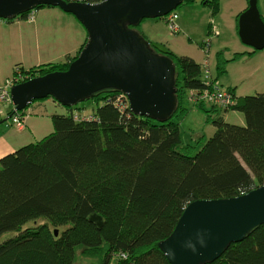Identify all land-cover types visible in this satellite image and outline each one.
<instances>
[{"label":"trees","instance_id":"trees-1","mask_svg":"<svg viewBox=\"0 0 264 264\" xmlns=\"http://www.w3.org/2000/svg\"><path fill=\"white\" fill-rule=\"evenodd\" d=\"M201 1L216 13L219 0ZM43 7L52 6L0 20H27ZM87 40L74 55L18 68L29 78L66 70ZM152 44L178 69V104L170 119L140 116L129 106L123 111L115 103L118 91H101L89 98L96 105L92 114L77 104L64 106L67 113L51 116L50 134L0 157V264H73L77 246L100 256L98 264H170L159 242L171 235L189 203L235 197L264 185V92L238 96L230 87L236 98L230 107L195 104L191 92H204L211 81L202 65ZM186 100L215 127L200 148L204 137L182 141ZM35 102L19 114L26 115ZM230 110L242 113L244 124L226 120ZM95 213L101 227L90 220ZM38 219L45 222L26 225ZM9 231L13 234L3 238ZM206 264H264V224Z\"/></svg>","mask_w":264,"mask_h":264},{"label":"water","instance_id":"water-1","mask_svg":"<svg viewBox=\"0 0 264 264\" xmlns=\"http://www.w3.org/2000/svg\"><path fill=\"white\" fill-rule=\"evenodd\" d=\"M185 0H0V18L18 16L39 5L73 14L89 40L65 71H55L12 86L18 111L49 95L63 106L78 104L106 90L127 95L130 110L158 121L177 109L176 69L137 30L143 19L161 18ZM258 0L239 15L238 35L255 50L264 48V19ZM90 220L102 226V217ZM264 224V185L230 198L189 203L171 235L159 242L170 264H206ZM58 235V230L55 231Z\"/></svg>","mask_w":264,"mask_h":264},{"label":"rangeland","instance_id":"rangeland-1","mask_svg":"<svg viewBox=\"0 0 264 264\" xmlns=\"http://www.w3.org/2000/svg\"><path fill=\"white\" fill-rule=\"evenodd\" d=\"M246 4H249V0H219L218 9L213 14L211 6L202 4L201 0L184 1V3L165 16L143 19L138 26L130 28L137 30L143 35L150 42L154 51L157 49L152 43L158 44L160 48H167L178 56L187 55L202 62L203 74H207V78L211 81H209V85L207 84L209 88H206L204 92L196 91V95L193 94L191 96L195 104H207L208 100L219 99V94L213 93V85L220 87L226 94L231 93L229 86H236L235 90L238 96L253 95L264 92V48L255 50L245 45L239 38V17L237 13L243 10ZM258 6L264 18V0H258ZM34 14L35 11L31 12V15ZM28 18L24 20L26 35L20 44H17L15 40H10L13 35L12 28L9 27L8 32L4 33V27L0 26V87L5 86L8 80L13 78L16 80L13 81L12 86L26 82L31 78L48 74L39 72L38 75L33 76L34 73L33 77L30 76L31 78H29L21 70L19 71L18 65L21 64L25 68H29L39 63L54 62L47 60H51V58L62 53L66 54L73 46L77 45L80 32H74L73 26H69L67 22L57 21L54 16H50L51 20L48 21L46 27L39 26L35 28L37 20L29 22L30 16ZM173 22L177 26L176 30L172 28ZM29 27H31V31ZM142 30L152 34L154 36L153 41L148 39ZM28 31H30L29 35ZM39 36H43L45 42V46L41 49H38V45L36 47L37 37ZM45 36L48 38L46 39ZM86 39L89 40L88 33L84 41ZM80 46L72 55L78 52ZM160 53L168 56L163 52ZM236 53L241 55L239 58L233 59ZM63 56L62 59L64 58ZM223 60H227L225 64L226 71L218 75L217 70L220 65H223ZM176 70L178 71V69ZM213 78H216L215 82L212 81ZM12 86L10 87V93ZM117 93L120 94L121 92L118 91ZM125 96L127 97V95ZM34 101L36 102L25 111L26 115L24 116L19 114L13 101L3 103L0 110V152L4 150L3 147L6 144L7 149L4 153L42 139L54 130L51 116L68 112L67 108L51 95L42 99H35ZM231 101L235 102L236 98L233 97ZM186 105H189V110L180 122L182 141L183 143L194 142L192 140H200L204 137V141L197 144V147L200 148L214 133L215 127L207 122L204 111L189 103L188 100H186ZM77 106L84 108L81 111L84 114H92L93 108L96 107L90 99L79 102ZM9 112L13 113L8 115ZM222 112L223 110H221ZM15 116L20 119L22 127H19L15 122L17 119ZM228 121L244 124L245 120L242 113L230 110ZM43 222H45L44 219H38L36 223L30 221L26 225L34 226ZM12 234L13 231L6 232L3 238ZM99 258L100 256L85 254L77 246L73 264H98Z\"/></svg>","mask_w":264,"mask_h":264},{"label":"crops","instance_id":"crops-1","mask_svg":"<svg viewBox=\"0 0 264 264\" xmlns=\"http://www.w3.org/2000/svg\"><path fill=\"white\" fill-rule=\"evenodd\" d=\"M93 2H97V0H94ZM247 5L248 4H246L244 9H246ZM243 10H240L237 14L239 15V13L243 12ZM50 16H54L57 19V21L61 20V21L67 22L69 26H73L74 32H77V31L80 32L79 33V40L77 41V45L73 46V48L71 50H69V52L66 53V54H68V53L72 54L74 51L77 50V48L80 46V44H82V42L85 40V38L87 36V31H86L85 27L82 25V23L73 14L67 13V12L63 11L62 9H60L59 7H43L41 9H38L35 11L34 17L32 19H30L29 22H34L37 20V24H36L35 28H37L39 26H45L46 27L48 24V21L51 20ZM24 24H25L24 20H16L14 22H6L4 20H0V26L4 27V31H3L4 33L8 32L9 27L13 29V35L11 36L10 40H15L17 44L22 43V41L26 35L25 34L26 30L24 29V27H25ZM9 25H11V26H9ZM29 30L31 31V27H29ZM30 31H28V35H29ZM142 32L147 36L148 39L153 41L154 36L152 34H149L143 30H142ZM45 38L47 39L48 37L45 36ZM37 39L38 40L36 41V47L38 45V49H41L42 47L45 46L44 37L39 36V37H37ZM28 42H30V41H28ZM66 54H64V53L59 54V55L55 56L54 58H51V60H47V61L61 60L62 56L66 55ZM195 60L197 62H199V60H197V59H195ZM199 63L202 64V62H199ZM35 65H37V64H35ZM229 87H233L234 89H236V86H229ZM235 93H236V90H235ZM228 117H229V111L227 113H225V119L226 120H228ZM3 149L4 150H2L0 152V157L3 156L4 154L10 152V150H9L8 152L4 153L7 149V144H6V146L3 147ZM9 149H11V148H9Z\"/></svg>","mask_w":264,"mask_h":264},{"label":"built area","instance_id":"built-area-1","mask_svg":"<svg viewBox=\"0 0 264 264\" xmlns=\"http://www.w3.org/2000/svg\"><path fill=\"white\" fill-rule=\"evenodd\" d=\"M29 16H30V18H33V15L30 14ZM174 24H175V22H173L172 28L174 30H176L177 26L174 25ZM19 71H20V69H19ZM15 80H16L15 78H13L12 80H8V82L5 84V86L0 87V110L2 109V106H3L4 102H6V103L12 102L11 93H10V87L13 85V81H15ZM213 88H214V92L213 93L214 94L218 93L219 94V99H212V100H210L211 103H215L219 107H229L231 104L234 103V101H231V99L234 97V95H232L231 93H229L230 95L226 94L225 91H223L217 85H214ZM215 89H216V91H215ZM193 94L196 95V91H192L191 92V96H193ZM210 101L208 100V102H210ZM126 102H127V105H126ZM115 103H116L117 107H119L123 111L126 110L127 106H129L128 98L123 93H120V95L117 96V99L115 100ZM15 117L17 118L15 120L17 125L19 127H22V123H21L20 119L17 116H15Z\"/></svg>","mask_w":264,"mask_h":264}]
</instances>
